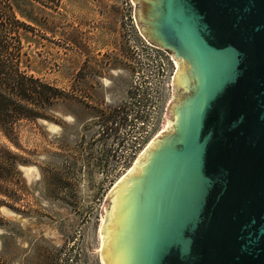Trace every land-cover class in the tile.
Returning a JSON list of instances; mask_svg holds the SVG:
<instances>
[{"label": "water", "instance_id": "95a60500", "mask_svg": "<svg viewBox=\"0 0 264 264\" xmlns=\"http://www.w3.org/2000/svg\"><path fill=\"white\" fill-rule=\"evenodd\" d=\"M176 65L103 207L102 264H264V0H132Z\"/></svg>", "mask_w": 264, "mask_h": 264}, {"label": "rangeland", "instance_id": "374dc122", "mask_svg": "<svg viewBox=\"0 0 264 264\" xmlns=\"http://www.w3.org/2000/svg\"><path fill=\"white\" fill-rule=\"evenodd\" d=\"M30 74L58 89L46 120H22L0 187V264H102V210L149 145L176 65L138 30L132 0H13ZM7 158V159H5Z\"/></svg>", "mask_w": 264, "mask_h": 264}, {"label": "trees", "instance_id": "16d2710c", "mask_svg": "<svg viewBox=\"0 0 264 264\" xmlns=\"http://www.w3.org/2000/svg\"><path fill=\"white\" fill-rule=\"evenodd\" d=\"M25 27L13 0H0V130L10 140L20 121L46 120L47 112L61 98L58 89L29 73L22 45ZM4 156L13 162L5 161L0 150V183L2 178L20 174L19 165L25 164L10 152Z\"/></svg>", "mask_w": 264, "mask_h": 264}, {"label": "bare ground", "instance_id": "6f19581e", "mask_svg": "<svg viewBox=\"0 0 264 264\" xmlns=\"http://www.w3.org/2000/svg\"><path fill=\"white\" fill-rule=\"evenodd\" d=\"M147 147H148V146H147ZM147 147H146V149H147ZM146 149H145V150H146ZM142 154H143V153H142ZM142 154H140L139 157H140ZM136 162H137V160H136ZM136 162H135V163H136ZM134 165H135V164H134ZM131 170H132V169H130L128 172H126V174H124V175L118 180V182L115 184V187L120 183V181H121L125 176H127V175L131 172ZM115 187H114V188H115ZM114 188H113V189H114ZM99 236H100V238H101V248H100V249H101V252H102V250H103V232H102V224H101V227H100V230H99Z\"/></svg>", "mask_w": 264, "mask_h": 264}]
</instances>
